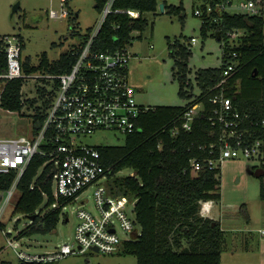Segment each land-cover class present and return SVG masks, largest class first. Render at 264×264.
<instances>
[{
    "label": "trees",
    "instance_id": "16d2710c",
    "mask_svg": "<svg viewBox=\"0 0 264 264\" xmlns=\"http://www.w3.org/2000/svg\"><path fill=\"white\" fill-rule=\"evenodd\" d=\"M195 3L198 0H194ZM207 1V0H203ZM106 0H96L101 11ZM159 0H116L115 7L132 9L140 16L132 18L127 13L110 14L94 42V49L114 51L131 43L133 33L147 28L146 12L159 9ZM197 6V5H196ZM183 4H165V12L184 17ZM195 14V9H194ZM71 11H69V18ZM197 15V14H195ZM198 16V15H197ZM201 17V34L216 37L222 53H237L231 57L237 61V71L227 80L226 93L242 111L250 113V119L243 124L252 133L253 139H264V11L260 14H234L228 11H212ZM241 30L238 44H231L229 32ZM22 48L25 49L24 38ZM86 40V39H85ZM170 55L175 58L174 75L179 80V95L192 99L185 105H156L141 114V129L129 134L125 145L97 146L102 162L110 167L108 185L110 190L129 199H136L135 211L142 226L141 233L133 240L125 241L120 251L136 256L137 264H221L225 230L220 220L201 214L204 201L220 202L221 168H205L193 173L191 160L218 157V140L222 131L220 124L213 125L210 116L213 103L210 100L221 87L224 62L219 67L200 68L195 72V81L200 94L194 95V84L189 76V60L193 52L190 44L174 41L170 44ZM74 56L71 49L63 53L53 64L46 55L38 65L22 59L25 74L36 72H63L69 69ZM7 51L0 35V74L7 71ZM0 96V106L10 111H22L25 100L22 95L25 78L5 80ZM43 105L36 106L33 113V129L38 132L49 104L45 91L38 87ZM35 103L32 100L31 106ZM203 104L205 110L193 121L192 128H182L183 115L191 106ZM178 128L174 133L173 129ZM248 135V134H247ZM215 144V148L211 145ZM213 150V151H212ZM47 158L37 154L33 157L19 182L20 195L13 213L35 215L33 222L19 232L20 236L46 235L57 228L61 206L69 202L53 195L52 181L55 168L52 163L45 166ZM130 168L133 175L118 173ZM257 169V168H256ZM253 169L252 173L262 178L263 172ZM15 172L0 176V188H8ZM48 204L59 202V206L45 213L40 210L44 196ZM264 199V184L261 187ZM248 217V215H247ZM18 264H51L43 261H24Z\"/></svg>",
    "mask_w": 264,
    "mask_h": 264
},
{
    "label": "built area",
    "instance_id": "2783aa9c",
    "mask_svg": "<svg viewBox=\"0 0 264 264\" xmlns=\"http://www.w3.org/2000/svg\"><path fill=\"white\" fill-rule=\"evenodd\" d=\"M67 1L60 0V9H51L49 16L68 18ZM115 2L106 0L98 25L90 31L83 44L71 49L74 60L63 72L25 74L19 35L3 36L8 67L5 73L0 74V79H40L43 83L39 87L50 101L38 132L33 129L31 135L0 139V176L15 172L11 185L0 188V229L5 236L8 235L4 226L20 195L19 182L37 154L47 158L43 166L52 163L55 168L52 189L57 199L70 202L82 197L77 211L79 223L74 242L63 243L53 251L39 254L17 249L15 241L7 237L19 260L53 262L71 254H112L118 252L125 241L133 240L140 234L136 199L114 194L108 185L111 168L103 164L97 145H86L77 140L98 130H113L126 136L135 133L141 129L138 123L141 114L151 107L137 102V90L129 80L131 53L128 46L114 51L94 49L95 39L110 14L127 13L132 18L141 15L137 10L116 8ZM214 10L256 15L264 11V0H198L195 14L204 16ZM240 31L229 32L230 38L241 35ZM236 56V52L222 54L225 64L223 79L217 85L221 89L210 99L214 105L210 120L213 125L220 124L222 128L218 140L219 155L204 161L192 159V171L196 174L205 168L219 169L225 160L245 156L257 160L256 167L263 172L264 184V139L251 138L252 133L243 128L246 120L250 119V113L240 110L226 93L227 80L237 71V61L231 58ZM204 110L203 104L188 108L183 115L182 128L190 130L193 121ZM261 125L264 128V119ZM177 130L176 127L173 132ZM215 146L211 145L212 148ZM92 186L95 212L84 208L87 201L83 196ZM208 205L209 201H204L202 209L206 210ZM66 220L69 221V218ZM118 228L126 235L122 236Z\"/></svg>",
    "mask_w": 264,
    "mask_h": 264
},
{
    "label": "rangeland",
    "instance_id": "374dc122",
    "mask_svg": "<svg viewBox=\"0 0 264 264\" xmlns=\"http://www.w3.org/2000/svg\"><path fill=\"white\" fill-rule=\"evenodd\" d=\"M159 3L183 4L185 15L182 18L168 14L160 7L155 12L144 13L149 25L145 30L135 31L128 46L131 53L129 80L137 90L136 99L139 104L183 106L192 99L179 95L180 84L174 75L175 58L170 55V44L174 41L190 44L193 54L189 60V76L194 84V95L200 94L195 72L200 68L219 67L222 63V48L218 39L212 36L211 30L206 38L201 34V17L194 14L197 2L159 0ZM60 6V0H0V35L20 34L24 38V61L29 58L32 65H38L46 55L53 64L63 53L83 44L101 19L96 0H68L65 6L71 11L70 18H51L49 11L58 10ZM230 42L237 45L239 41L235 37L230 38ZM42 83L34 77L23 83L22 95L26 103L22 111L0 107V139L33 131V113L37 105H43L37 90ZM4 85L5 81L0 79V95ZM32 100L35 101L33 106L30 105ZM126 139V135L113 130H98L77 138L79 142L92 146H121L125 145ZM257 165V160L245 156L225 160L221 165L222 198L213 212L218 218L221 216L225 229L221 264H264L262 178L252 173ZM134 173L132 169L125 168L118 174L127 176ZM83 198L87 201L84 208L95 212L93 186ZM81 200L82 197L62 205L57 228L46 235L21 237L19 232L33 220L25 214L13 213L4 226L8 235L5 236L0 229V264H18L20 261L13 247L9 246L7 237L15 241L17 249L39 254L53 251L63 243L74 242ZM47 204L48 196L45 195L39 208L43 213L59 206L57 201ZM118 229L122 236L126 235ZM138 230L141 233V224ZM51 264H137V258L120 250L112 254L89 252L71 254Z\"/></svg>",
    "mask_w": 264,
    "mask_h": 264
},
{
    "label": "crops",
    "instance_id": "0c3cea01",
    "mask_svg": "<svg viewBox=\"0 0 264 264\" xmlns=\"http://www.w3.org/2000/svg\"><path fill=\"white\" fill-rule=\"evenodd\" d=\"M223 54V53H222ZM198 86V85H197ZM199 87V86H198ZM198 95V94H197ZM200 106V105H199ZM1 107V106H0ZM25 107V106H24ZM33 113V112H32ZM31 113V114H32ZM32 124H33V121H32ZM31 131L32 130H30L27 134L25 133V135H31ZM218 203H220V202H216V201H212V200H210L209 201V205L207 206V209L205 210V209H202V212H201V214L202 215H204V216H209V217H211V218H214V219H217V220H220V222H221V225H222V228L224 229V225H223V222H222V218H221V216H219V218H218V216H216V215H214L213 214V212L215 211V209H216V206L218 205ZM225 230V229H224Z\"/></svg>",
    "mask_w": 264,
    "mask_h": 264
},
{
    "label": "water",
    "instance_id": "95a60500",
    "mask_svg": "<svg viewBox=\"0 0 264 264\" xmlns=\"http://www.w3.org/2000/svg\"><path fill=\"white\" fill-rule=\"evenodd\" d=\"M18 6H19V3L16 5V8H17ZM159 7H160V9H161L162 11H165V4H164V3L160 4ZM29 218L33 220V219L35 218V215H31V216H29ZM94 250L97 251L98 249H97V248H94Z\"/></svg>",
    "mask_w": 264,
    "mask_h": 264
}]
</instances>
